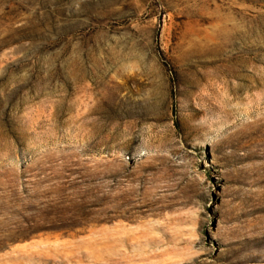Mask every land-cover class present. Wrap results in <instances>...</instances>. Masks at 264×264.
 <instances>
[{"label": "rangeland", "instance_id": "rangeland-1", "mask_svg": "<svg viewBox=\"0 0 264 264\" xmlns=\"http://www.w3.org/2000/svg\"><path fill=\"white\" fill-rule=\"evenodd\" d=\"M0 264H264V0H0Z\"/></svg>", "mask_w": 264, "mask_h": 264}]
</instances>
